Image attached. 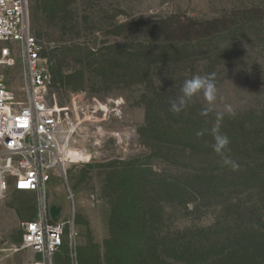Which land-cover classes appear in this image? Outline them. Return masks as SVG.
<instances>
[{
    "label": "rangeland",
    "instance_id": "obj_1",
    "mask_svg": "<svg viewBox=\"0 0 264 264\" xmlns=\"http://www.w3.org/2000/svg\"><path fill=\"white\" fill-rule=\"evenodd\" d=\"M50 6L53 12L48 10ZM28 20L55 82L51 92L60 104L68 103L76 92L86 101L122 99V118L107 124L111 129L128 131L124 145L107 139L99 158H90L87 149L71 147L76 154L71 158L68 151L65 176L55 171L45 185L48 204L63 205L64 216L75 230L76 264H113L108 262L110 252L116 250L110 216L120 185L127 186L133 181L132 174L141 172H145L147 183L152 180L151 173L181 180L199 174L196 162L181 157L173 160L170 157L178 152L167 153L149 135L140 138L147 103L153 102L160 116L163 109L172 111L171 101L180 95L183 81L199 74L214 83L215 98L209 102L198 94L176 112L180 116L193 113L197 117L208 111L217 118L222 113V120L229 121L264 108V0H28ZM152 37L158 43L173 37L179 45L178 54L156 59L149 77L137 83L125 69L123 49L149 42ZM182 46L185 52L180 51ZM156 53L158 58L164 56ZM18 57L14 48L2 71L6 83L20 97L23 77ZM127 175L122 183L121 178ZM69 191L73 201L67 197ZM234 191L232 202L243 201L240 209L255 202L264 220V203L256 202L254 190ZM189 199L184 204H162L158 227L161 245L166 242L164 237L177 239V232L197 231L230 220V214L226 216L221 210L228 202L226 193L219 197L191 192ZM36 211L35 192L10 190L0 198V264L30 263L33 256L19 224ZM250 219V225L256 224L253 216ZM195 237L201 240V235ZM64 244L54 254V264L72 263L66 240ZM148 251L145 247L144 252Z\"/></svg>",
    "mask_w": 264,
    "mask_h": 264
},
{
    "label": "trees",
    "instance_id": "obj_2",
    "mask_svg": "<svg viewBox=\"0 0 264 264\" xmlns=\"http://www.w3.org/2000/svg\"><path fill=\"white\" fill-rule=\"evenodd\" d=\"M52 9L50 6L48 10L53 12ZM190 27L194 29V26ZM157 41L152 37L149 42H138L123 49L127 55L125 69L132 72L135 82H144L149 77L151 65L156 59L178 54L176 47L179 45L176 46L178 43L173 37H166L164 42ZM182 41L189 40L182 38ZM181 48V52L186 51L183 46ZM156 51L159 56H164L158 58ZM153 104L151 101L147 103L145 122L139 127L140 138L149 135L167 153L178 152V156L174 154L170 157L173 160L179 161L178 157H181L188 162H196L199 174L181 180L173 175L151 173L152 180L147 183L145 172H141L132 174L133 181L127 186L121 184L119 197L111 205L110 229L116 250L110 252L108 262L264 264L262 215L257 211L255 202L240 209L243 201L232 202L231 198L235 189H252L258 195L256 202L264 203V108L249 111L238 120H220L219 131L230 141L224 155H221L213 149L215 115L206 111L197 117L193 113L184 117L163 109L160 116L156 113L159 108H154ZM225 156L230 163H223ZM228 168L232 169L228 171ZM125 177L128 175L121 178L122 183H125ZM191 192L219 197L226 193L228 202L221 210L226 216L230 214V220L217 221L215 225L197 231L177 232V239L164 237L166 242L161 245L158 227L162 204L189 202ZM251 216L256 219V224L248 223L252 221ZM197 235H201V240H196ZM186 237L189 239L185 240ZM180 239L184 240L180 242ZM145 247L151 251L145 253ZM167 257L172 262L166 261Z\"/></svg>",
    "mask_w": 264,
    "mask_h": 264
},
{
    "label": "built area",
    "instance_id": "obj_3",
    "mask_svg": "<svg viewBox=\"0 0 264 264\" xmlns=\"http://www.w3.org/2000/svg\"><path fill=\"white\" fill-rule=\"evenodd\" d=\"M14 48L23 77L20 97L2 71ZM41 49L30 30L28 0H0V198L10 190L37 194L35 216L19 224L33 256L29 264H54L65 240L71 264H76L75 230L64 210L56 220L50 217L45 185L55 171L65 176L70 147L99 158L107 139L123 146L130 135L107 124L123 116L119 97L93 102L76 92L60 104L51 92L55 82ZM67 197L73 201L70 191Z\"/></svg>",
    "mask_w": 264,
    "mask_h": 264
},
{
    "label": "clouds",
    "instance_id": "obj_4",
    "mask_svg": "<svg viewBox=\"0 0 264 264\" xmlns=\"http://www.w3.org/2000/svg\"><path fill=\"white\" fill-rule=\"evenodd\" d=\"M215 91V85L209 78L199 74L193 75L191 78L183 81L180 87V95L171 101V110L179 112L189 101L192 100L193 97L200 93H202L204 97L211 102L215 98ZM222 117V113L218 114L217 122L212 129V134L214 138V151L218 154L224 155L225 149L229 145L230 141L227 135L221 134L219 131L220 120ZM230 162L231 161L225 156L223 163L228 164Z\"/></svg>",
    "mask_w": 264,
    "mask_h": 264
},
{
    "label": "water",
    "instance_id": "obj_5",
    "mask_svg": "<svg viewBox=\"0 0 264 264\" xmlns=\"http://www.w3.org/2000/svg\"><path fill=\"white\" fill-rule=\"evenodd\" d=\"M64 206L60 204L49 205V215L53 220H56L63 212Z\"/></svg>",
    "mask_w": 264,
    "mask_h": 264
},
{
    "label": "bare ground",
    "instance_id": "obj_6",
    "mask_svg": "<svg viewBox=\"0 0 264 264\" xmlns=\"http://www.w3.org/2000/svg\"><path fill=\"white\" fill-rule=\"evenodd\" d=\"M70 148H71V147H70ZM70 148H69V150H68V151H69V154H70L71 158H73V157H74V155H75L76 153H75V151H74V150H72V149H70ZM80 148H81V147H80ZM83 149H85V148H83ZM67 156H68V155H67ZM68 158H69V157H68ZM69 162H70V159H69Z\"/></svg>",
    "mask_w": 264,
    "mask_h": 264
}]
</instances>
